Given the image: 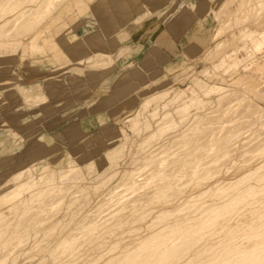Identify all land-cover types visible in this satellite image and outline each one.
<instances>
[{"label":"bare ground","instance_id":"1","mask_svg":"<svg viewBox=\"0 0 264 264\" xmlns=\"http://www.w3.org/2000/svg\"><path fill=\"white\" fill-rule=\"evenodd\" d=\"M69 2L87 3L0 0V52L58 51ZM219 7L197 57L214 54L210 68L122 110L140 136L129 165H33L0 184V264H264V0ZM185 59L168 73L192 69Z\"/></svg>","mask_w":264,"mask_h":264},{"label":"rangeland","instance_id":"2","mask_svg":"<svg viewBox=\"0 0 264 264\" xmlns=\"http://www.w3.org/2000/svg\"><path fill=\"white\" fill-rule=\"evenodd\" d=\"M96 1L69 2L58 13L52 26L58 51L51 43L41 53L14 44L1 49L0 184L33 165L41 172L72 161L85 175L84 161L92 175H103L107 165H129L140 136L122 110L155 91L188 87L215 59L201 62L198 53L214 45L223 0ZM181 59L192 69L169 74ZM112 111L119 115L112 118ZM123 140L124 147L107 155Z\"/></svg>","mask_w":264,"mask_h":264}]
</instances>
